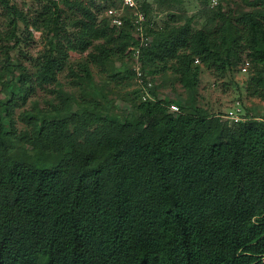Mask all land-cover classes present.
Here are the masks:
<instances>
[{"label": "trees", "instance_id": "1", "mask_svg": "<svg viewBox=\"0 0 264 264\" xmlns=\"http://www.w3.org/2000/svg\"><path fill=\"white\" fill-rule=\"evenodd\" d=\"M45 1L53 36L36 80L21 67L19 76L6 68L11 83L1 82L8 95L0 100V264H264V114L230 125L197 106L172 111L171 98L133 97L129 116L107 113L94 94L76 106L68 95L54 110L22 117L24 130L16 127L13 107L34 83L61 85L58 74L68 68L90 90V63L106 69L140 44L130 10L117 27L100 3L61 0L85 16L66 44L59 4ZM139 10L150 39L140 54L148 75L170 71L194 96L202 68L227 74L249 59L248 91L264 98L263 11L207 8V26L195 30L194 17L153 28L150 4L140 0ZM100 39L75 73L69 51ZM30 157L53 169L39 171Z\"/></svg>", "mask_w": 264, "mask_h": 264}, {"label": "rangeland", "instance_id": "2", "mask_svg": "<svg viewBox=\"0 0 264 264\" xmlns=\"http://www.w3.org/2000/svg\"><path fill=\"white\" fill-rule=\"evenodd\" d=\"M146 1L150 4L148 19H150L153 28L179 25L184 23L187 17H194L193 28L195 30L202 29L207 26L208 14L204 11L207 8L217 9L219 6H222L223 12L231 13L233 16H237L244 11L261 10L264 12L261 3L252 4L256 0ZM57 2L61 10L60 23L65 28L61 32V40L67 44L65 35L70 36L75 41L77 39L75 33L79 32L80 29L74 25V21L78 19L85 20V16L76 8L65 5L61 0H57ZM10 4L17 8V13H12L0 0V100L6 99V95H8L1 82L6 78L7 82L11 83L10 77H5V69L9 68L15 72V75L19 76L21 67H23L29 76L36 80L39 64L43 61V55L48 49L49 40L53 36V26L45 27L44 25L46 18L44 13L47 12L45 9L47 2L45 0H10ZM116 6L122 7L120 3H116ZM90 8L97 15L98 21H101L102 11L99 12L93 5ZM125 11L123 12L124 20ZM131 12L137 17L134 11ZM172 15L176 16L177 22L173 20ZM134 33L139 36L137 28ZM104 43L105 40L102 39L94 40L84 51H69L70 63L75 73H80L78 64L88 59L89 54L96 52L97 46ZM135 47L137 46H130L123 58H114L106 69L90 63L95 83L90 90H84L82 85L76 84L77 77L68 68L58 74L61 85L54 83L40 86L34 83V91L29 92L27 99L19 98L13 107L16 127L19 130H24L27 124L22 117L40 111L54 110L53 104L61 103L68 95L72 105L76 106L77 101H82L88 94H94L102 102L107 113H125L130 116L132 109L130 98L137 97L139 100L144 101L143 95L146 88L138 83L136 75L133 78L121 80V82L112 80L111 75L117 72H135L136 59L133 50ZM243 57L247 59L245 55ZM7 59L10 60V66L7 65ZM237 60L236 55L234 62ZM242 63L238 64L239 66L237 65L234 72L227 74L218 75L214 70L202 68L200 83L194 96L180 82L176 81V76L170 71L155 76L144 72V84H147V91L156 100L171 98L176 101V105L180 108L197 106L207 110L213 116L221 117L230 125H234L224 115L230 109L235 108L238 100L241 101L242 113L246 120L264 114V98L250 95L248 91L252 63L250 61L247 72L241 70ZM29 161L41 172H49L53 169V164L44 165L32 157L29 158Z\"/></svg>", "mask_w": 264, "mask_h": 264}, {"label": "built area", "instance_id": "3", "mask_svg": "<svg viewBox=\"0 0 264 264\" xmlns=\"http://www.w3.org/2000/svg\"><path fill=\"white\" fill-rule=\"evenodd\" d=\"M85 3H88L89 1H95L97 3L102 4L104 8V14L110 19L111 24L113 26H121L123 24L124 19V10L128 9L130 11H134L136 13V25L139 33V39L140 44L139 46L133 48L134 55L136 59V66L134 67L135 75L137 77L138 83L145 87V94L143 95L144 100H153L156 101V99L152 98L150 93L147 91V84L145 85L144 82V71L141 66L140 61V54H141V47L143 45H147L148 39L144 36V27H143V21L145 20L143 13L139 10V1L140 0H81ZM216 1V0H215ZM120 3L122 7H118L115 5H111V3ZM108 3L110 5H108ZM198 63V60L196 61ZM250 66V61L246 60L241 65V70L243 72H247ZM149 85V84H148ZM170 109L172 111H180V107L176 104H173L170 106ZM225 118L229 119L231 123H240L246 120V118L243 116L242 108H241V101L238 100L235 108L230 109L225 115Z\"/></svg>", "mask_w": 264, "mask_h": 264}]
</instances>
